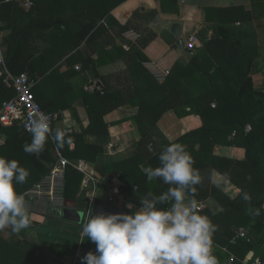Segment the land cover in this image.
<instances>
[{
    "label": "trees",
    "instance_id": "1",
    "mask_svg": "<svg viewBox=\"0 0 264 264\" xmlns=\"http://www.w3.org/2000/svg\"><path fill=\"white\" fill-rule=\"evenodd\" d=\"M120 1L112 0L102 16ZM251 2L255 4L257 1ZM221 11L230 15L228 23L220 20L210 38L201 37L202 47L191 54L188 64L175 63L163 81L155 80L142 65L141 49L150 40L148 38L153 37L145 36L138 45L131 46L126 56L122 53L127 60V72L102 78L101 93H83L89 123L80 127L79 132L63 133L53 126L52 140L46 132H26L17 124L0 127L7 133L0 148L5 156L0 159V195L6 215L13 210L5 205V196L8 193L24 194L47 176L57 160V152L70 161L81 158L95 163L103 148L86 142L85 136L106 135L108 127L103 116L130 104L138 108L133 117L140 136L136 142L137 152L127 159L95 164L97 173L102 176L117 173L123 182L122 191L127 201L138 207H151L162 214H170L177 208L179 203L174 194L180 189H185L197 201L213 197L221 206L217 213L205 207L194 211L198 219L196 224L181 230L172 229L167 264H199L196 254L209 246L205 241L209 232L221 234L223 238L215 240L233 251L240 245L249 250L264 242V91L254 88L250 77L258 48L254 28L249 23L252 16L242 7L231 6ZM238 12L240 16L235 15ZM20 14L29 17L15 0H0V20L11 29L5 38L6 69L12 76L27 73L34 82L32 92L36 99L34 87L37 78L44 80L45 75L43 72H40V77L35 75L31 63L34 54L32 28L29 21L18 26ZM235 21L242 24L235 25ZM130 25L131 22L118 24V27L123 31ZM102 31L105 27L101 23L93 19L87 21L75 45L86 39L85 45L89 48ZM120 50L125 52L121 47ZM88 62L91 64L93 60ZM5 76L6 72L0 70L1 106L15 95L14 88L4 83ZM119 79L124 82L122 89L113 86V82ZM163 86L166 89L162 96L152 102L146 100L149 94ZM213 102L214 106L211 105ZM167 110H173L178 117L197 114L202 125L169 141L156 125L158 118ZM247 125L250 126L248 130ZM154 137L159 138L160 148L155 147ZM71 143L74 144L72 148L69 147ZM217 144L242 147L244 157L217 155L213 152ZM213 170L226 176L240 189L234 198L222 196L212 184ZM82 177L74 167H65L64 199L77 203L85 200V191L81 189ZM50 217L60 218L55 214ZM68 222L83 226V220ZM232 225L247 230V237L238 238L234 245L229 242L235 233L230 229ZM248 236H251V241H248ZM17 248L24 246L21 244ZM6 251L13 254L8 246L0 244V264H13L12 259H3ZM22 251L25 252L24 249ZM79 252L80 260L89 256L85 248L81 247Z\"/></svg>",
    "mask_w": 264,
    "mask_h": 264
},
{
    "label": "crops",
    "instance_id": "2",
    "mask_svg": "<svg viewBox=\"0 0 264 264\" xmlns=\"http://www.w3.org/2000/svg\"><path fill=\"white\" fill-rule=\"evenodd\" d=\"M256 1L254 4L251 0H122L102 16L107 5L111 3L107 0H34L30 9L23 8L28 12L29 17L27 14H20L17 24L23 26L29 21L34 52L31 63L37 77L40 72L45 75L44 80L39 81L37 78L34 87L36 100L47 112L59 115L60 119L56 126L58 129L67 127L69 132H79L80 127H86L89 123L83 93L102 92L101 89L87 91L84 86L94 81L102 82V78L110 75L127 72V60L122 53L126 56L128 51L120 50L123 34L126 31L134 30L139 34V37L131 43L132 46L138 45L139 40L145 36L153 37L148 38L150 40L141 49L144 57L142 65L153 62L161 71L170 72L177 62L181 65L188 64L191 54L202 47L201 37L210 38L214 26L221 22L220 20L228 23L230 15L221 10L231 6L242 7L252 16L249 23L254 28L258 53L253 61L250 77L254 88L264 91V0ZM15 2L21 7L19 0ZM239 12L235 15L240 16ZM91 19L98 24L101 23L105 31L98 34L97 40L89 48H86V39L76 46L80 30ZM176 21L181 24L180 37L184 42L183 48L178 47L176 39L170 32L173 22ZM129 22L131 25L128 30L122 31L118 27V24L124 25ZM234 24L242 23L235 21ZM0 32L5 51V38L11 29L5 27L3 22ZM190 37L195 39L192 48L187 47ZM91 59L93 63L90 64L88 61ZM9 74L11 75L10 72ZM123 83L119 79L113 82V86L122 89ZM165 89L164 86L160 87L149 94L146 100L152 102L158 99L165 93ZM137 111V106L122 105L103 116L108 127L106 135L85 136L86 142L102 146L103 150L97 154L95 163L81 158L78 160L85 161L99 179L117 178L118 174L99 175L95 170V164L120 161L137 152L136 142L140 136L133 119ZM156 125L164 137L172 141L188 131L199 128L202 121L197 114L178 117L173 110H167L158 118ZM10 126L0 123V127ZM6 137L7 133L0 130V148L3 147ZM154 139L155 147L160 148L162 144L159 143V138L154 137ZM73 145L71 143L69 147L72 148ZM213 152L228 158L244 157V149L237 146L217 144L213 147ZM2 157L5 158L0 151V159ZM211 182L220 190L222 196L228 198H234L240 191L226 176L216 170H213ZM98 188L107 189V184L101 182ZM81 189H83L82 182ZM124 198L123 202L118 201L114 205L123 211L125 208L131 209L134 213L136 225L129 241L121 242L81 226L83 231L87 229L91 231L93 244L85 248L89 256H84V259L80 260V245L75 250L79 240V226L51 218L54 212L40 213L35 207L18 208L9 206L5 202V205L13 210L6 215L1 206L0 195V244L6 248L8 246L13 252V254L9 251L4 252L3 259H12L13 264H167L172 229L184 228L179 223L181 219L193 213L196 203L202 202L205 208H209L214 213L221 210L220 204L213 197L197 201L185 189H180L174 194L179 205L170 213L171 219L176 221L173 224L151 219L140 211L141 207L127 201L125 193ZM86 201L85 197L84 202ZM237 228L239 227L232 225L230 229L234 233ZM147 229H155L166 234L167 240L163 242L150 240L146 236ZM222 238L221 234L209 232L208 237L205 238L209 246L196 254L199 264L234 262L250 264L255 256L264 257V242L249 250L240 245L236 251H233L215 240ZM248 241H251V236H248ZM229 242L230 245L235 244L232 242V237ZM21 244L24 246L21 249L25 252L17 248ZM231 257L234 258L232 261Z\"/></svg>",
    "mask_w": 264,
    "mask_h": 264
},
{
    "label": "built area",
    "instance_id": "3",
    "mask_svg": "<svg viewBox=\"0 0 264 264\" xmlns=\"http://www.w3.org/2000/svg\"><path fill=\"white\" fill-rule=\"evenodd\" d=\"M20 6L24 9H30L34 0H19ZM3 26V22L0 20V28ZM123 41L121 47L129 51L132 42H134L139 34L134 30H128L123 34ZM194 37H190L187 43L188 48L193 47ZM4 44L3 38L0 32V70L6 72L4 77V83L11 85L14 88L15 95L9 100L3 102L0 108V123L3 125L17 124L21 130L26 132L40 131L46 132L50 135L51 139L54 137L51 133L53 126L56 127L59 122V115L56 113H49L45 111L39 102L35 99L32 92L33 81L29 78V75L25 72L20 73L17 76H12L6 69V62L4 57ZM144 68L150 73V75L157 81H163L168 75L169 71H161L157 65L153 62L144 63ZM102 83L100 81H94L84 86L87 91H96L101 89ZM214 106V104H211ZM249 125L246 126L248 130ZM61 129V128H60ZM63 133L69 132V128H62ZM67 165H70L82 173V187L85 190L86 197V209L84 210L83 226L87 227L88 218L92 205L95 201V193L101 182L107 184V200L112 202H123L125 200L124 193L122 191L123 182L116 177H108L104 180L99 179L94 170L83 160L70 161L57 152V160L51 168L49 174L45 176L41 181L36 183L24 194L9 193L5 196V202L9 206L24 208L44 207L45 210L50 209V212H56L64 207L65 199L62 196L63 193V177L64 169ZM202 202H197L193 208L194 211H200L203 209ZM140 211L150 217L151 219L158 220L160 222H172L176 221L171 219L170 214H162L154 210L151 207L142 206ZM198 219L193 213L181 219L179 225L181 227H188L192 224H196ZM141 229V228H140ZM147 237L154 242H163L167 240V235L157 230H146ZM247 231L243 227L236 229L232 238V242H235L238 238H246ZM234 258L231 257L232 261ZM76 260V259H75ZM72 264V263H71ZM250 264H264V257L255 256Z\"/></svg>",
    "mask_w": 264,
    "mask_h": 264
},
{
    "label": "water",
    "instance_id": "4",
    "mask_svg": "<svg viewBox=\"0 0 264 264\" xmlns=\"http://www.w3.org/2000/svg\"><path fill=\"white\" fill-rule=\"evenodd\" d=\"M170 32L176 39L178 47L183 48L184 42L180 37L181 24L177 21L173 22ZM64 207L67 209L65 220L72 222L84 220L83 211L86 209L84 201L77 203L65 199ZM61 214V210L55 212L57 217H61ZM135 225L136 218L133 215L127 214L107 200V189L98 188L96 190L95 201L87 222L88 228L126 243L129 241Z\"/></svg>",
    "mask_w": 264,
    "mask_h": 264
},
{
    "label": "rangeland",
    "instance_id": "5",
    "mask_svg": "<svg viewBox=\"0 0 264 264\" xmlns=\"http://www.w3.org/2000/svg\"><path fill=\"white\" fill-rule=\"evenodd\" d=\"M144 67V66H143ZM36 209H38L39 211L38 212H40V213H42V211L43 212H45V211H48V212H50V209L49 208H47L48 210H45L44 209V207L42 206V207H40V208H36ZM124 209V208H123ZM59 210H61V217L59 218V219H64V216H65V213L67 212V209L65 208V207H62L61 209H59ZM125 212L127 213V214H131V215H134V213H133V211L131 210V209H127V208H125ZM88 229H90V228H88ZM85 230V231H83V229H81V227H80V230H79V240L77 241V246L75 245V250L77 249V247H78V245H80V249H81V247L84 249V248H88V246L90 245V242L92 241L93 242V240H92V237L90 236V234H91V231L90 230ZM72 240V239H71Z\"/></svg>",
    "mask_w": 264,
    "mask_h": 264
}]
</instances>
